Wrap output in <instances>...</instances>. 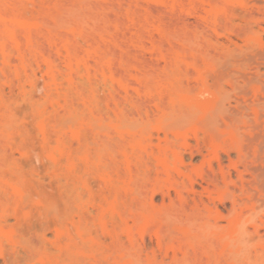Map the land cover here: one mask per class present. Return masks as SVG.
I'll list each match as a JSON object with an SVG mask.
<instances>
[{
  "label": "rangeland",
  "instance_id": "obj_1",
  "mask_svg": "<svg viewBox=\"0 0 264 264\" xmlns=\"http://www.w3.org/2000/svg\"><path fill=\"white\" fill-rule=\"evenodd\" d=\"M0 264H264V0H0Z\"/></svg>",
  "mask_w": 264,
  "mask_h": 264
}]
</instances>
